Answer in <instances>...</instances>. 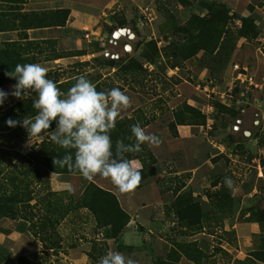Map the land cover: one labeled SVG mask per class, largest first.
<instances>
[{"label": "rangeland", "instance_id": "rangeland-1", "mask_svg": "<svg viewBox=\"0 0 264 264\" xmlns=\"http://www.w3.org/2000/svg\"><path fill=\"white\" fill-rule=\"evenodd\" d=\"M0 19V49L20 43L22 64L46 67L62 93L83 75L97 91L130 97L110 132L113 152L117 140L134 143L136 123L161 141L125 154L143 177L128 194L29 161L41 179L35 193L77 195L91 183L127 220L112 234L70 216L51 252L21 222L1 219L0 264H99L110 251L135 264H264V0H0ZM6 72L0 146L27 154L34 141L55 144L48 131L35 139L8 126L31 117L35 93L11 95Z\"/></svg>", "mask_w": 264, "mask_h": 264}, {"label": "clouds", "instance_id": "clouds-1", "mask_svg": "<svg viewBox=\"0 0 264 264\" xmlns=\"http://www.w3.org/2000/svg\"><path fill=\"white\" fill-rule=\"evenodd\" d=\"M47 73L48 69L39 63L17 64L14 71L5 73L16 80L11 95L26 99L35 93L32 107L36 110L34 116H26L22 121L9 118L6 121L8 126L19 123L29 137L42 139V134L55 121V129L48 131V136L61 148L74 150V154L68 152L63 158L56 159L55 164L88 181L100 176L120 194L133 192L143 179L142 168L135 167L125 154L141 152L145 143L158 147L161 141L136 123L131 126L132 135L128 137L134 139V143L117 140L113 152L110 132L115 129L117 118L129 108L130 97L119 88L97 91L96 85L83 75L66 93H62L56 83L47 78ZM7 96L8 93L0 90V105ZM224 184L232 189L234 181L225 177ZM99 264L135 262L118 251H110L100 258Z\"/></svg>", "mask_w": 264, "mask_h": 264}, {"label": "trees", "instance_id": "trees-1", "mask_svg": "<svg viewBox=\"0 0 264 264\" xmlns=\"http://www.w3.org/2000/svg\"><path fill=\"white\" fill-rule=\"evenodd\" d=\"M38 14L35 13L36 18ZM22 19L25 20L24 15ZM36 26L39 25L30 22L25 28ZM20 49V43L16 41L4 43V47L0 49L1 71H14L17 64H22ZM1 71L0 85L4 80ZM35 114L36 110L32 113L31 110L28 112V116L31 117ZM55 125L56 122L53 121L49 130ZM6 129L8 128H5V125L0 124V132ZM32 148L27 154H23L0 146V220L21 222L42 249L51 252L61 248L63 238L58 228L70 216L80 218L85 215L90 217L95 227L109 226L112 234L120 231L127 220L126 213L119 208L110 192L91 183L77 195L70 189L44 188L41 192L35 193L34 188L41 184V179L34 173L29 161L54 173H70L66 167L61 168L54 161L63 158L68 152L74 154V150L63 149L44 139L39 142L34 141ZM28 264L41 263L28 261Z\"/></svg>", "mask_w": 264, "mask_h": 264}]
</instances>
